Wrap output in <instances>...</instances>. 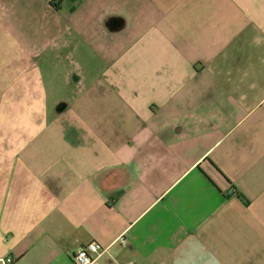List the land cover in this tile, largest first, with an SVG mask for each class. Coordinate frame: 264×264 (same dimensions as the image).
Wrapping results in <instances>:
<instances>
[{
    "label": "crops",
    "instance_id": "0c3cea01",
    "mask_svg": "<svg viewBox=\"0 0 264 264\" xmlns=\"http://www.w3.org/2000/svg\"><path fill=\"white\" fill-rule=\"evenodd\" d=\"M92 242L264 264V0H0V259Z\"/></svg>",
    "mask_w": 264,
    "mask_h": 264
},
{
    "label": "built area",
    "instance_id": "2783aa9c",
    "mask_svg": "<svg viewBox=\"0 0 264 264\" xmlns=\"http://www.w3.org/2000/svg\"><path fill=\"white\" fill-rule=\"evenodd\" d=\"M106 248H103L97 242L89 243L85 246H80L74 253L72 261L74 264H93L97 259H99ZM1 264H12V259L10 257L1 258ZM125 264H130L126 262Z\"/></svg>",
    "mask_w": 264,
    "mask_h": 264
}]
</instances>
